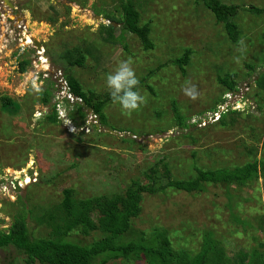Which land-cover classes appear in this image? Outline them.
I'll return each mask as SVG.
<instances>
[{
	"label": "rangeland",
	"instance_id": "rangeland-1",
	"mask_svg": "<svg viewBox=\"0 0 264 264\" xmlns=\"http://www.w3.org/2000/svg\"><path fill=\"white\" fill-rule=\"evenodd\" d=\"M223 1L241 6L236 21L243 47L239 41L233 42L215 15L195 0H136L142 23H150L152 28L155 47L148 51L122 24H116L115 44L104 41L107 34L102 26L110 22L97 16L105 18L110 12L122 18L121 0H12L14 11L7 4L0 5V17L9 14L15 18L18 9L20 22L43 43L52 68L64 71L67 67V61L60 58L64 50L89 48L92 53L85 65L70 67L86 89L110 98L106 74L120 60L130 58L140 82H146L140 83V91L147 100L130 115L110 102L105 109L107 125L99 129L92 126L90 132L72 131L71 125H66L67 118L60 124L49 123L45 120L49 107L40 103L34 85L41 90L51 80L39 77L33 64V44L22 49L19 42L0 36V189L8 187V198L0 192V231H6L23 214L33 236H47L50 228L40 224L38 217L61 202L64 189L74 188L78 197L124 191L134 179L145 181L144 172L161 164L162 159L180 178L195 176L196 167L232 168L254 158L261 160L264 92L256 80L264 71V14L247 8L264 7V0ZM50 16L56 20L50 21ZM186 48L192 52L183 74L169 61L183 55ZM23 59L32 61L25 72L20 71ZM151 70L154 73L149 75ZM227 74L236 75L237 91L226 90L220 82ZM188 82L197 87L196 99L183 91ZM2 96L20 103L19 113L2 108ZM174 105L189 124L200 121L199 125L190 124L187 130L175 126ZM227 109L240 112L226 115L227 126L218 117L216 123L206 124L214 111ZM232 117L236 118L234 123ZM165 194H145L137 228L166 225L185 237H175V242L184 244L187 240L191 248H197L201 233L214 229L231 256L241 249L264 250V229L260 228L264 219L263 177L241 189L221 183L209 184L203 192ZM231 210L253 228L235 223ZM235 227L238 232L230 233ZM0 264L26 262L17 248L9 246L0 248ZM110 264L123 263L112 260Z\"/></svg>",
	"mask_w": 264,
	"mask_h": 264
},
{
	"label": "trees",
	"instance_id": "trees-1",
	"mask_svg": "<svg viewBox=\"0 0 264 264\" xmlns=\"http://www.w3.org/2000/svg\"><path fill=\"white\" fill-rule=\"evenodd\" d=\"M195 2L202 4L215 15L216 20L224 25L233 42L239 41L241 30L236 18L240 5L228 4L223 0H195ZM121 7L123 9L122 18L110 12L105 13V18L110 23L102 26L107 34L103 37L104 41L115 44L117 41L116 24H122L125 30L140 39L144 50L153 49L155 44L152 39L151 24L142 23L138 2L121 0ZM247 10L257 15L264 14V7L256 5L248 7ZM54 13H56L55 8ZM49 20L53 22L56 19L50 16ZM191 52L190 48H186L183 55L170 60L169 64L178 66L185 74L186 66L190 64ZM91 53L89 48L82 49L75 46L60 54V58L68 63L64 68V73L69 81L71 93L81 99V102L74 105L70 104L69 100H64L66 118L69 121L66 125L72 124L76 130L80 131H82L80 127L86 125L89 111L99 116L100 125H107L105 109L112 102L111 97L86 89L76 74L70 70V67H83ZM19 64L20 71L25 72L32 65V61L23 59ZM153 73L154 71L151 70L149 75ZM220 82L226 90L237 91L238 89L235 74L220 77ZM140 83L145 84L146 82L142 80ZM256 83L258 88L264 92V71L259 74ZM54 86V82L49 81L44 88L39 90V101L43 106L49 107L45 120L52 124H60L64 122V119L61 118L57 107L58 100ZM149 88L153 91L152 86ZM1 101L2 108L8 112L16 114L21 110L20 103L9 96H2ZM220 101L224 102L225 99L221 97ZM212 109L216 108L213 106ZM174 111L175 126L187 130L190 124L199 125L200 121L189 124L188 118L178 112L176 105H174ZM230 112L233 115L240 113L239 110ZM230 112L227 109L220 116L218 121L223 126L229 124L226 115ZM156 114L160 117L162 112L158 110ZM235 120L236 118L232 117L233 123ZM216 122H209V124ZM94 127L97 128V125ZM131 140L134 139L131 138ZM260 159L254 158L244 165L232 168L203 169L196 167L195 176L187 178L176 176L169 162L162 159L161 164H155L149 168V171L144 172L145 181L134 179L124 191L78 197L74 188H66L63 190L64 197L61 202L38 217L40 224L50 228L47 236H33L26 216L18 215L6 231H0V248L14 246L24 255L26 264H110L112 260L121 261L123 264H264L263 249H241L233 256L229 255L224 243L213 231L214 229H207L201 233L197 248H191L186 245L187 240L184 244L180 240L175 242V237L185 239L179 230L171 231L166 225L154 226L151 229L135 226L143 210L145 194L203 192L207 185L221 183L227 188L236 184L241 189L253 180H258L260 177L264 179V156ZM229 199L231 200L230 208L233 210L232 199ZM232 218L235 223L246 225L243 226L245 228H253V224L237 213L232 212ZM260 228L264 229V219L260 221ZM232 232L237 233V228H233L230 233Z\"/></svg>",
	"mask_w": 264,
	"mask_h": 264
},
{
	"label": "built area",
	"instance_id": "built-area-1",
	"mask_svg": "<svg viewBox=\"0 0 264 264\" xmlns=\"http://www.w3.org/2000/svg\"><path fill=\"white\" fill-rule=\"evenodd\" d=\"M0 16H2V13L0 11ZM4 16V15H3ZM1 23L3 25L1 26ZM29 33L28 29L20 22L19 19L11 18L8 14H6L4 17H0V36L6 39L7 41L13 40L17 41L21 44L22 49H24L27 45L33 44L32 42H28L26 39V34ZM30 34V33H29ZM34 51L36 53L35 59H33V64L35 68H37L39 71L37 72L39 77H42V81L45 80H51L54 82V87L56 91V99L58 100L57 107L60 112V116L63 119H66L67 111L65 109L64 100H69L70 104H76L77 102H81V99L77 96H75L73 93H71L69 81L65 76V73L60 68H52L51 61L48 59L45 48H36L33 44ZM41 65L44 67L41 68ZM59 101H61L59 103ZM219 111L215 112V117L220 118L222 112ZM66 122H69L68 119ZM99 117L94 112H90L88 116V120L86 122V125L81 126L80 129L82 131L90 132V129L94 125H98ZM69 125V124H68ZM14 188H16V185H12Z\"/></svg>",
	"mask_w": 264,
	"mask_h": 264
},
{
	"label": "clouds",
	"instance_id": "clouds-1",
	"mask_svg": "<svg viewBox=\"0 0 264 264\" xmlns=\"http://www.w3.org/2000/svg\"><path fill=\"white\" fill-rule=\"evenodd\" d=\"M33 44H34V38H33ZM239 44L241 45V47H243L244 40L241 39L239 41ZM105 80H106V86L109 89V94L112 102L114 104L119 105V107L125 114L130 115L132 112L138 111L147 102L146 97L141 94L140 78L137 76L136 71L133 67L132 60L130 58L125 60H120L117 63L115 69L112 72L106 74ZM34 88L36 91H39L38 85H34ZM183 91L185 95L189 96L192 99H196L199 95L196 85L191 84L190 82H188V86L184 87ZM90 112L91 111H89L88 113L90 114ZM223 113L224 112H222V114ZM71 127H72V131H76V127L74 125L71 124ZM97 128L98 129L100 128V118ZM1 190L4 191L3 196L7 197L8 187L2 186L0 192Z\"/></svg>",
	"mask_w": 264,
	"mask_h": 264
},
{
	"label": "water",
	"instance_id": "water-1",
	"mask_svg": "<svg viewBox=\"0 0 264 264\" xmlns=\"http://www.w3.org/2000/svg\"><path fill=\"white\" fill-rule=\"evenodd\" d=\"M0 1H3V2H4L5 4H7L9 7L14 8V3L12 2V0H0ZM97 17H98V18H101V19H106V18H104V17H102V16H100V15H98ZM34 45H35L37 48L41 49L42 46H43V43H42L39 39L34 38ZM215 120H216V117H215V116H212V117H210L206 122H207V123H209V122H214Z\"/></svg>",
	"mask_w": 264,
	"mask_h": 264
},
{
	"label": "bare ground",
	"instance_id": "bare-ground-1",
	"mask_svg": "<svg viewBox=\"0 0 264 264\" xmlns=\"http://www.w3.org/2000/svg\"><path fill=\"white\" fill-rule=\"evenodd\" d=\"M30 33H31V32H30ZM33 38H34V35L29 34V33L26 34V39H27L28 42H32V41H33ZM42 67H43V66L41 65V68H42ZM43 68H44V67H43ZM23 183H24V184H27V183H28V179L24 178V179H23Z\"/></svg>",
	"mask_w": 264,
	"mask_h": 264
},
{
	"label": "flooded vegetation",
	"instance_id": "flooded-vegetation-1",
	"mask_svg": "<svg viewBox=\"0 0 264 264\" xmlns=\"http://www.w3.org/2000/svg\"><path fill=\"white\" fill-rule=\"evenodd\" d=\"M5 3L3 2V1H0V5H4ZM13 9H15V5H14V8H12V10ZM1 10V9H0ZM14 11V10H13ZM13 11H12V13H13ZM15 15H16V17H15V19H17V18H19V15H21L19 12H18V9L16 8V11H15ZM10 190V189H9ZM11 191V190H10ZM11 194H9V196H10Z\"/></svg>",
	"mask_w": 264,
	"mask_h": 264
}]
</instances>
